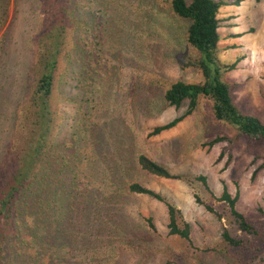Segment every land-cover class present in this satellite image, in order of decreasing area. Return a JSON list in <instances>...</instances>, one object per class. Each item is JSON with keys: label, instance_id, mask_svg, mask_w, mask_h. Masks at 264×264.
<instances>
[{"label": "rangeland", "instance_id": "obj_1", "mask_svg": "<svg viewBox=\"0 0 264 264\" xmlns=\"http://www.w3.org/2000/svg\"><path fill=\"white\" fill-rule=\"evenodd\" d=\"M216 1L227 4L218 14L219 58L227 65L240 59L224 79L235 85L242 112L264 123V0ZM45 7L44 0H0V162L36 79L34 39ZM65 7L67 46L50 99V144L33 189L21 195L18 221L33 226L15 227L19 241H12L21 252L8 253V241L4 264H264L263 241L239 232L218 199L226 186L237 196L236 210L263 227L264 144L236 139L229 162L227 150L220 157L225 143L203 146L235 134L214 120L206 99L199 112L149 136L187 106L165 105L157 80H203L178 62L183 54L197 57L182 38L190 22L170 16L159 0H67ZM202 116L214 125L208 131ZM140 154L183 179L150 175L137 164ZM135 182L179 209L190 242L169 234L162 203L129 192ZM224 231L242 245L224 242Z\"/></svg>", "mask_w": 264, "mask_h": 264}, {"label": "trees", "instance_id": "obj_2", "mask_svg": "<svg viewBox=\"0 0 264 264\" xmlns=\"http://www.w3.org/2000/svg\"><path fill=\"white\" fill-rule=\"evenodd\" d=\"M165 4V9L170 16L190 22L184 36V43L191 47L197 57L192 59L189 55L179 56L178 62L181 68H192L202 75L200 82L161 81L157 80L158 87L163 88V101L165 105L179 108L186 102L185 113L171 122L156 126L149 136H156L175 127L184 118L197 113L199 104L206 99L211 104V112L214 120L219 124H225L234 130V136L216 135L203 146L208 148L219 143H225L220 154L222 157L225 150L229 152L228 161L231 160V149L236 139L243 137L248 142L264 144V123L257 117L242 112L234 102L232 90L235 85L229 84L224 79L227 72L235 69L239 58L232 64H224L219 58V43L221 36L218 32L220 9L227 5L216 0H159ZM47 19L44 21L40 33L34 39L35 63L34 73L36 79L33 83L28 100L19 108V114L12 130V139L8 150L0 162V264H4L3 257L9 251L8 241L16 240L15 227H32L33 223L21 222L23 203L22 193L33 189V181L36 177L37 166L40 162L43 148L50 144V129L52 124V110L50 99L53 92L55 73L58 69L59 58L67 46V13L65 4L67 0H44ZM183 35V34H182ZM178 38V37H177ZM207 116L201 117V125L206 131L214 125ZM219 157V158H220ZM138 166L150 175L165 180H181L182 176L171 174L165 167L157 164L146 155L140 154L137 158ZM264 168V162H263ZM206 186V178L197 176ZM130 193L142 194L162 203L168 219L167 228L170 235L178 236L190 242V226L182 220L181 213L163 195L142 187L139 183L129 184ZM219 201L225 202L228 211L238 226V231L253 238H258L264 243V225H253L246 217L235 208L237 196H232L224 186ZM197 203H200L195 196ZM212 211V208L206 206ZM148 227L154 230L151 218H147ZM21 226H17L18 224ZM264 224V223H263ZM222 239L229 245H242L241 239H233L227 231L222 234ZM13 256L20 252L12 241ZM8 262L6 264H13Z\"/></svg>", "mask_w": 264, "mask_h": 264}]
</instances>
